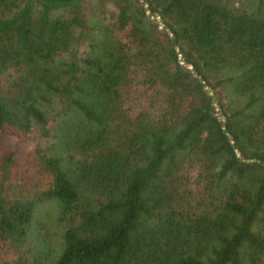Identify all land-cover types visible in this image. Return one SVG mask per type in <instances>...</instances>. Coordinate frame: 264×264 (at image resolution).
Here are the masks:
<instances>
[{"label":"trees","instance_id":"trees-1","mask_svg":"<svg viewBox=\"0 0 264 264\" xmlns=\"http://www.w3.org/2000/svg\"><path fill=\"white\" fill-rule=\"evenodd\" d=\"M32 132L0 264H264V0H0V143Z\"/></svg>","mask_w":264,"mask_h":264},{"label":"rangeland","instance_id":"rangeland-1","mask_svg":"<svg viewBox=\"0 0 264 264\" xmlns=\"http://www.w3.org/2000/svg\"><path fill=\"white\" fill-rule=\"evenodd\" d=\"M212 93L213 90L211 94ZM227 93H230V95L232 96L230 107L235 108L236 105H241L243 99L237 98L236 100V93L234 90L228 88ZM28 135L29 136L21 137V139H19L18 141L7 137L3 142L0 143V164L6 152L12 148L16 149L18 160L21 161L25 157H30L28 152H31L29 150L30 148L34 147L35 144L40 143L43 146L46 145L44 139H40L35 132L29 133ZM53 141L55 142L56 140ZM58 216V206L54 201H46L40 204L37 208L36 219L39 221L40 229H36L35 234L38 237H41L53 243L54 245H56V247H59L61 243V236L63 232V224L59 221Z\"/></svg>","mask_w":264,"mask_h":264},{"label":"water","instance_id":"water-1","mask_svg":"<svg viewBox=\"0 0 264 264\" xmlns=\"http://www.w3.org/2000/svg\"><path fill=\"white\" fill-rule=\"evenodd\" d=\"M155 22H158V21L156 20ZM171 41H174V38H173V37H171ZM183 68H184V69H187L188 67H187L186 65H184ZM190 71H192V69H190ZM204 88H206V87H204ZM211 92H212L211 89H208V90H207V94H211ZM212 97H213V98H216V95H212ZM221 118H223V116H222ZM230 138H231V137H230Z\"/></svg>","mask_w":264,"mask_h":264}]
</instances>
